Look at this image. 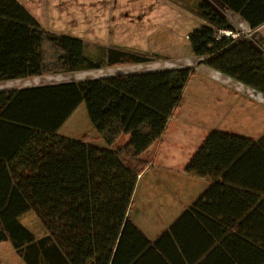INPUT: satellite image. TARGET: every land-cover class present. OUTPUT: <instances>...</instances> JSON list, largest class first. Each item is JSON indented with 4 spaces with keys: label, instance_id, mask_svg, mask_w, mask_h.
<instances>
[{
    "label": "trees",
    "instance_id": "trees-1",
    "mask_svg": "<svg viewBox=\"0 0 264 264\" xmlns=\"http://www.w3.org/2000/svg\"><path fill=\"white\" fill-rule=\"evenodd\" d=\"M218 1L251 28L264 22L253 11L262 0ZM194 12L207 22L187 34L199 62L264 94V54L205 0ZM94 49L45 30L18 0H0V81L151 59L121 47ZM193 73L175 67L0 90V242L9 241L25 264H138L148 254L165 262L128 209L143 155L183 104ZM81 103L93 135H61ZM184 171L211 183L160 241L192 220L207 242L197 264H264V139L213 130ZM28 211L44 235L19 222Z\"/></svg>",
    "mask_w": 264,
    "mask_h": 264
},
{
    "label": "crops",
    "instance_id": "crops-1",
    "mask_svg": "<svg viewBox=\"0 0 264 264\" xmlns=\"http://www.w3.org/2000/svg\"><path fill=\"white\" fill-rule=\"evenodd\" d=\"M19 2L23 5L21 1ZM223 6L226 8L223 3L220 8L224 16L232 23L235 31L244 34L264 54V22L251 28L238 14L224 9ZM253 11L255 16L262 17L264 3L255 6ZM202 24L204 23L200 25ZM226 32L229 35V31ZM193 56L194 73L191 77H195V81L186 83L183 90V104L168 119L161 137L145 151L149 162L137 177L128 209L129 218L147 239L152 243L158 242L157 252L166 259L164 262L155 255L148 254L138 264H197L196 258L206 251L207 242L202 237L198 238L199 226L192 220L179 223L175 228V234H170L161 241L160 239L211 183L207 177L193 176L184 171L188 161L211 131H225L252 140L264 139V94L200 63L201 57L194 54ZM121 67L114 65L113 68L118 69L117 71L97 77L146 71L145 69L123 70ZM41 78H44V75L15 80L31 83ZM77 80L82 79H65L64 77L63 80L54 83ZM51 83H37L13 88ZM77 109L78 107L60 129L69 123ZM89 130H92V127ZM120 138L125 141L127 135H122ZM149 210L153 216H150ZM150 217L152 219L149 223ZM206 252L208 255V251ZM211 256H216V254ZM212 259L209 260V264H213Z\"/></svg>",
    "mask_w": 264,
    "mask_h": 264
},
{
    "label": "rangeland",
    "instance_id": "rangeland-1",
    "mask_svg": "<svg viewBox=\"0 0 264 264\" xmlns=\"http://www.w3.org/2000/svg\"><path fill=\"white\" fill-rule=\"evenodd\" d=\"M37 19L42 27L54 33H66L83 39L87 51L95 46H115L139 51L150 56L145 63L122 64L123 70H154L169 67L193 66L194 56L188 43L187 34L201 23L207 22L194 12L199 0H19ZM224 16L218 0H205ZM228 14V13H227ZM229 15V14H228ZM242 26V23H240ZM190 64V65H189ZM114 66V65H113ZM113 66L92 71H74L45 74L41 80L31 83L19 80L0 81L1 89H10L37 83H54L64 79H87L114 73ZM190 79V80H189ZM188 79L193 83L195 77ZM59 133L66 137L78 138L89 130L91 124L85 105L81 103ZM90 124V125H89ZM125 138V136H124ZM124 139L120 138L118 144ZM142 169L147 166L149 158ZM141 171V172H142ZM140 172V173H141ZM139 173V174H140ZM150 216L153 213L150 212ZM130 216H132L130 214ZM152 217L149 219V223ZM19 222L35 237L44 235V228L33 211L19 217ZM0 264H25L9 241L0 242Z\"/></svg>",
    "mask_w": 264,
    "mask_h": 264
},
{
    "label": "built area",
    "instance_id": "built-area-1",
    "mask_svg": "<svg viewBox=\"0 0 264 264\" xmlns=\"http://www.w3.org/2000/svg\"><path fill=\"white\" fill-rule=\"evenodd\" d=\"M220 33H225V35H227L228 34V32H226V31H220Z\"/></svg>",
    "mask_w": 264,
    "mask_h": 264
},
{
    "label": "bare ground",
    "instance_id": "bare-ground-1",
    "mask_svg": "<svg viewBox=\"0 0 264 264\" xmlns=\"http://www.w3.org/2000/svg\"><path fill=\"white\" fill-rule=\"evenodd\" d=\"M224 10V9H223Z\"/></svg>",
    "mask_w": 264,
    "mask_h": 264
}]
</instances>
